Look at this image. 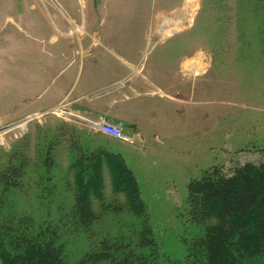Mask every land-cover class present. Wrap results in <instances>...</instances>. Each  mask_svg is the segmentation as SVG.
Instances as JSON below:
<instances>
[{"label": "rangeland", "instance_id": "obj_1", "mask_svg": "<svg viewBox=\"0 0 264 264\" xmlns=\"http://www.w3.org/2000/svg\"><path fill=\"white\" fill-rule=\"evenodd\" d=\"M78 27L186 29L146 35L127 57L141 72L125 89L139 87L127 95L143 145L108 137L123 163L57 110L22 123L56 76L51 38L67 45ZM9 122L21 124L0 133V264H19L17 240L32 237L51 239L62 264L120 245L132 264H264V248L232 249L187 201L192 179L264 165V0H0V128ZM146 226L155 247L139 245Z\"/></svg>", "mask_w": 264, "mask_h": 264}, {"label": "crops", "instance_id": "obj_2", "mask_svg": "<svg viewBox=\"0 0 264 264\" xmlns=\"http://www.w3.org/2000/svg\"><path fill=\"white\" fill-rule=\"evenodd\" d=\"M185 30L155 27L138 31L135 29L97 31L78 27L73 35L71 32L63 33L62 39L68 46L56 36L52 37V47L58 54L52 56L48 73L56 70V76L43 82L45 85L43 93L36 98L38 103L31 112L24 115L48 114L56 110L58 114L64 113L72 121L74 131L90 133L91 138L95 139L90 143L92 148L103 155H119L124 162L122 155L112 152L108 136L100 133L96 125L99 122L117 125L126 136L143 141V130L132 114V107L129 104L131 98L127 95V91L135 93L139 87L136 83L127 87V91L125 89V82L129 80L131 70L141 72L140 69L131 66L127 57L138 50L136 43L143 45L144 42H148L146 35L157 36L156 42L159 43L166 42L176 33ZM139 35L143 36V39L137 40ZM67 51L74 63L66 55ZM188 60L184 62V67L193 73L192 61ZM164 97L169 103L175 99L169 94H165ZM11 123L13 122L3 125L7 127L8 124L12 125ZM142 145L143 143L132 146L141 148ZM127 169L136 179L133 171Z\"/></svg>", "mask_w": 264, "mask_h": 264}, {"label": "trees", "instance_id": "obj_3", "mask_svg": "<svg viewBox=\"0 0 264 264\" xmlns=\"http://www.w3.org/2000/svg\"><path fill=\"white\" fill-rule=\"evenodd\" d=\"M108 157L123 163L119 155L110 154ZM122 170L126 172V179L133 189H136L132 173L124 165ZM187 201L193 218L202 223L215 222L220 229L222 242L232 249L243 255H250L264 248V165H246L227 174L215 170L200 179H192L187 185ZM17 241L15 248L21 249L23 256L19 255V259L14 262L62 264L59 250L51 239L39 241L32 237ZM139 241L140 246L155 247L149 227L144 228ZM133 260V250L128 245H120L112 251L87 253L81 262L132 264ZM145 261L143 260L142 264ZM10 262L11 259L7 264H14Z\"/></svg>", "mask_w": 264, "mask_h": 264}, {"label": "built area", "instance_id": "obj_4", "mask_svg": "<svg viewBox=\"0 0 264 264\" xmlns=\"http://www.w3.org/2000/svg\"><path fill=\"white\" fill-rule=\"evenodd\" d=\"M35 117H38V116H35ZM96 128L100 133H102L108 137L114 138V139L122 141V142H126L130 145L135 144L136 139L134 137L126 136L123 133L121 127H119L117 125H113V124L108 123V122H99V123H97Z\"/></svg>", "mask_w": 264, "mask_h": 264}, {"label": "water", "instance_id": "obj_5", "mask_svg": "<svg viewBox=\"0 0 264 264\" xmlns=\"http://www.w3.org/2000/svg\"><path fill=\"white\" fill-rule=\"evenodd\" d=\"M30 119H31V118H30ZM28 120H29V119L23 121L22 123H24V122H26V121H28ZM20 124H21V123H15V124L9 125V126H7V127H3V128L0 129V133L4 132V131H6V130L12 129V128H14V127H17V126H19Z\"/></svg>", "mask_w": 264, "mask_h": 264}, {"label": "bare ground", "instance_id": "obj_6", "mask_svg": "<svg viewBox=\"0 0 264 264\" xmlns=\"http://www.w3.org/2000/svg\"><path fill=\"white\" fill-rule=\"evenodd\" d=\"M190 61H191V60H188V62H190ZM186 65H187V64H186ZM199 65H200V64H199ZM200 66H201V65H200ZM200 66H199V67H200ZM195 68H197V67H195Z\"/></svg>", "mask_w": 264, "mask_h": 264}]
</instances>
